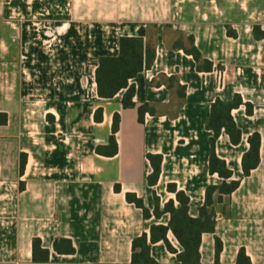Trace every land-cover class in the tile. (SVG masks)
Returning <instances> with one entry per match:
<instances>
[{
  "label": "crops",
  "instance_id": "crops-1",
  "mask_svg": "<svg viewBox=\"0 0 264 264\" xmlns=\"http://www.w3.org/2000/svg\"><path fill=\"white\" fill-rule=\"evenodd\" d=\"M255 26L264 31V0H0V113L8 116L0 126V264H131L133 240L153 225L168 226L170 215L145 220L128 193L153 212L155 196L162 208L177 204L168 191L175 184L198 218L206 189L223 182L210 173L206 123L217 100L236 95L244 102L232 112L241 142L222 132L216 154L240 186L217 205L216 230L202 236L201 264H238L242 250L251 264H264V39L256 40ZM122 37L156 41L157 48L152 68L130 82L131 109L122 105L125 91L100 99L96 83L99 59L119 56ZM187 37L212 71L199 72L194 58L175 48ZM170 77L186 88L184 100L168 87ZM144 104L155 113L140 123ZM116 114L118 154L100 156L96 148L108 145ZM256 132L260 164L246 177L242 161ZM148 154L163 157L153 187ZM61 238L75 254L54 251ZM34 239L49 262L33 261ZM168 240L182 250L172 232ZM152 257L178 264L163 242L152 246Z\"/></svg>",
  "mask_w": 264,
  "mask_h": 264
},
{
  "label": "trees",
  "instance_id": "trees-1",
  "mask_svg": "<svg viewBox=\"0 0 264 264\" xmlns=\"http://www.w3.org/2000/svg\"><path fill=\"white\" fill-rule=\"evenodd\" d=\"M256 40L264 39V31L260 26L254 27ZM228 34L236 37V33L228 27ZM176 49L183 50L187 55L194 58L199 72H210L213 64L204 59L199 49L195 46L193 37L181 38L175 43ZM156 41L145 40L141 37H122L120 39V54L117 57H101L96 70V83L98 96L100 99L111 100L120 92L125 91L122 105L125 109L135 108L134 98L136 87L130 82L145 70H149L154 65L156 59ZM168 87H177V92L181 100L185 99L186 88L180 85L176 77L167 79ZM244 105L241 96L236 95L231 101L217 100L211 107V113L206 123V128L212 132L210 138L211 156L209 169L211 174H217L223 179L219 186H209L206 189L204 204L199 208L198 218L190 215V198L188 195L178 190L175 184L168 186V191L176 194V202L170 201L161 207L160 200L155 196V210L151 212L145 205L143 199L136 194L128 193L126 200L134 204L143 212L145 220L152 217L160 219L164 214L170 215L168 226L153 225L149 233H143L136 237L132 243L131 264H157L152 257V246L163 242L167 249L176 254L178 264H201L202 236L206 233H214L216 230L217 205L224 204L240 186V181H232L233 173L228 168L227 163L216 154V143L222 132H225L231 139L232 144L238 145L242 139V132L236 124L232 112ZM248 114L252 113L253 107L246 104ZM103 109L99 108L95 113V121L101 123L103 120ZM146 113L154 114V110L149 104H144L139 108V122H145ZM51 121V119H50ZM8 123V116L0 113V126ZM120 116H114L112 134L106 146H98L96 153L104 157H114L118 154V143L116 135L119 131ZM249 151L244 155L242 166L244 176H249L251 171L260 164L261 135L256 132L249 138ZM153 172L148 178V184L155 186L162 172L163 157L161 155L148 154ZM27 164V156L22 154L20 164V174L24 175ZM25 184L21 182L20 189L24 190ZM115 191L120 192L121 186L116 185ZM172 232L179 242L182 250H176L168 240V233ZM54 251L60 255H73L76 249L70 239H57L54 243ZM221 252V242L216 240V256ZM33 261L35 263H47L50 261V252L42 248V241H33ZM238 264H251L246 257L244 250L240 251Z\"/></svg>",
  "mask_w": 264,
  "mask_h": 264
}]
</instances>
